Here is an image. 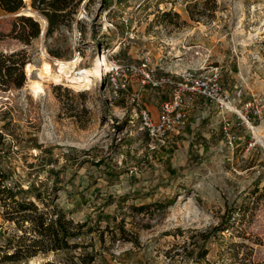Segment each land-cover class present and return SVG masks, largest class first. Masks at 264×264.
<instances>
[{
	"label": "rangeland",
	"instance_id": "rangeland-1",
	"mask_svg": "<svg viewBox=\"0 0 264 264\" xmlns=\"http://www.w3.org/2000/svg\"><path fill=\"white\" fill-rule=\"evenodd\" d=\"M109 1L105 8L102 0H83L68 24L28 45L0 39V52L25 49L36 68L45 60L57 70V61L75 57L72 74L100 68L78 83L42 81L34 70L20 88L0 84L7 183L33 184L74 222L89 219L94 231L75 241L111 264H264V0ZM16 14L0 7L1 33H10ZM36 17L44 31L45 19ZM106 48L113 50L108 60L124 64L148 51L157 75L217 67L232 107L198 98L184 123L158 142L139 113L155 116L171 86L132 78L114 93L102 74ZM109 196L115 202L107 204ZM162 200L172 204L159 208ZM112 218L123 219L124 238L133 241L110 238ZM216 225L227 229L211 231L203 244L201 233ZM15 232L0 206V244ZM56 259L48 253L28 263Z\"/></svg>",
	"mask_w": 264,
	"mask_h": 264
},
{
	"label": "trees",
	"instance_id": "trees-1",
	"mask_svg": "<svg viewBox=\"0 0 264 264\" xmlns=\"http://www.w3.org/2000/svg\"><path fill=\"white\" fill-rule=\"evenodd\" d=\"M83 0H0V7L10 13L22 11L16 15L10 33L0 32V39L10 36L24 45L42 33L37 15L45 19L43 35H51L61 25L68 24L73 14ZM112 4L109 0H102L103 7ZM31 13V14H30ZM33 13V14H32ZM29 61V54L25 49L10 53L0 52V84L4 88H20L25 80V65ZM5 137L0 132V152L5 145ZM9 172L0 168V206L3 217L15 224L17 232L9 233L0 244V262L6 264H29V260L36 255L53 253L56 260H47L39 264H111L99 257L93 250H87L88 245L76 242L80 236L92 233L89 219L74 222L67 216V212L59 207L50 194H44L33 184L27 188L21 186L11 187L7 180ZM108 203L115 202L112 196ZM126 196L118 197V202L125 201ZM159 208L172 204V200L159 201ZM131 210L141 212L147 205H131ZM109 229L110 220L106 223V231L110 238H124L123 219ZM225 226L216 225L209 231L202 232V242L210 238L211 231H224ZM100 241L104 240V230L99 231ZM136 241V240H135ZM134 241V242H135ZM199 248V256L204 258L207 251L204 245Z\"/></svg>",
	"mask_w": 264,
	"mask_h": 264
},
{
	"label": "built area",
	"instance_id": "built-area-1",
	"mask_svg": "<svg viewBox=\"0 0 264 264\" xmlns=\"http://www.w3.org/2000/svg\"><path fill=\"white\" fill-rule=\"evenodd\" d=\"M102 52L101 56L104 55L107 62V68L102 74L108 76L114 93L125 89L132 78L141 86L153 88L171 86L169 95L161 102L155 116L147 109H142L139 113L142 127L158 142L164 143L169 134L184 123L187 106L198 98L217 105L222 110L230 109L231 98L222 86L217 67L184 69L175 73V77H169L155 74V68L150 66L151 58L148 51L139 61L126 64L113 59L108 60L113 53L112 49L106 48ZM76 54L79 55L80 51H76ZM83 71L84 68H80L73 71V74L81 75Z\"/></svg>",
	"mask_w": 264,
	"mask_h": 264
},
{
	"label": "bare ground",
	"instance_id": "bare-ground-1",
	"mask_svg": "<svg viewBox=\"0 0 264 264\" xmlns=\"http://www.w3.org/2000/svg\"><path fill=\"white\" fill-rule=\"evenodd\" d=\"M31 14V13H30ZM104 56V55H103ZM105 57V56H104ZM78 59L69 60V61H57V70H53L52 65L43 60L41 65L39 67H35L32 63H27L25 65L24 71L27 76H30L31 73L36 70L38 73L39 78L43 80H50V81H57L59 80L60 76H64L66 78H69L70 81L73 83H78L87 80L88 77L100 74V68L97 66H89L86 69H84L83 74L81 75H74L72 74V68L75 67ZM105 69L107 68V62H104ZM71 73L69 76L66 75V73ZM230 108L232 105H229Z\"/></svg>",
	"mask_w": 264,
	"mask_h": 264
},
{
	"label": "crops",
	"instance_id": "crops-1",
	"mask_svg": "<svg viewBox=\"0 0 264 264\" xmlns=\"http://www.w3.org/2000/svg\"><path fill=\"white\" fill-rule=\"evenodd\" d=\"M196 105H197V102H195V103L193 104L192 108H194ZM191 110H192V109H191Z\"/></svg>",
	"mask_w": 264,
	"mask_h": 264
},
{
	"label": "water",
	"instance_id": "water-1",
	"mask_svg": "<svg viewBox=\"0 0 264 264\" xmlns=\"http://www.w3.org/2000/svg\"><path fill=\"white\" fill-rule=\"evenodd\" d=\"M21 12H22V11L16 12V13H17L16 15H19V14H21ZM42 33H43V31H42Z\"/></svg>",
	"mask_w": 264,
	"mask_h": 264
}]
</instances>
